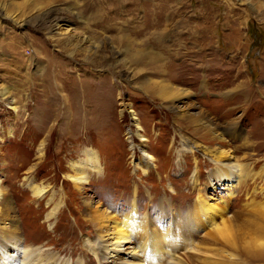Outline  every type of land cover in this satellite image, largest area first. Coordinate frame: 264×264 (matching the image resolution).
Masks as SVG:
<instances>
[{
  "label": "rangeland",
  "instance_id": "rangeland-1",
  "mask_svg": "<svg viewBox=\"0 0 264 264\" xmlns=\"http://www.w3.org/2000/svg\"><path fill=\"white\" fill-rule=\"evenodd\" d=\"M0 189V233L62 264L132 205L181 264H264V0H0Z\"/></svg>",
  "mask_w": 264,
  "mask_h": 264
},
{
  "label": "bare ground",
  "instance_id": "bare-ground-1",
  "mask_svg": "<svg viewBox=\"0 0 264 264\" xmlns=\"http://www.w3.org/2000/svg\"><path fill=\"white\" fill-rule=\"evenodd\" d=\"M131 119H136L133 115ZM140 131V128L139 130ZM136 138L140 137V141H144L141 135L136 133ZM92 158V155H87ZM93 159V158H92ZM146 164L153 163L151 156H144ZM224 173L221 168L215 170V181L220 185V181L226 180L230 186L237 182V178L240 180V170L236 166H230L222 164ZM70 175L66 178L69 181L72 188L80 189L81 184L87 183L88 176L82 171L80 162L70 163ZM226 168V169H225ZM92 172H96L98 169L92 167ZM100 170V169H99ZM227 173V175L225 174ZM210 183V182H209ZM215 184L211 183V186ZM228 186V185H227ZM226 187V186H225ZM0 189V198H1ZM34 198H41L44 194V190L34 188L32 190ZM209 196L203 192L198 193L194 202V207L191 211L193 216V222L195 226L208 224L215 235L220 238L230 236V224L229 220L222 218L225 213V209L217 207L210 202ZM0 204L5 206L4 201L0 199ZM64 208V207H63ZM60 210V203L53 206L52 210L48 213L47 220L51 221L55 219V216ZM3 215L0 209V217ZM4 216V215H3ZM7 216V215H6ZM225 216V215H224ZM108 215L103 212H94L93 221H99V232L104 233V236L99 239V242L95 245L88 244L89 252L94 257L100 255V264H162L163 261L169 262L168 264H181L182 259L171 254L169 250L175 248L172 243V238L162 237L159 239L158 235L147 226L145 218L138 219L136 213V206L132 205L130 211L124 216V219L120 221L110 220ZM216 218L220 221L217 222ZM105 219L107 221L106 226L100 222ZM111 222H108V221ZM59 221V220H58ZM110 223V224H108ZM55 228V227H54ZM10 231L9 235L0 233V264H62V261L55 260V258H49L45 256L43 251L39 248H27L22 246L20 238L15 241L9 242V238L12 235ZM135 240V241H134ZM134 244V245H133ZM264 243L259 247H263ZM99 254V255H98ZM176 257V258H175ZM78 264H82L81 261Z\"/></svg>",
  "mask_w": 264,
  "mask_h": 264
}]
</instances>
